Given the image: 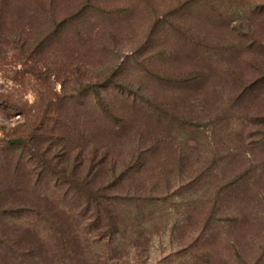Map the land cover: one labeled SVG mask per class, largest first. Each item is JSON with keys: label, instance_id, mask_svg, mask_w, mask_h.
Masks as SVG:
<instances>
[{"label": "rangeland", "instance_id": "1", "mask_svg": "<svg viewBox=\"0 0 264 264\" xmlns=\"http://www.w3.org/2000/svg\"><path fill=\"white\" fill-rule=\"evenodd\" d=\"M81 1L60 0L58 10L61 14L68 13ZM221 2L223 9L213 13L212 2L192 8L189 0H104L105 7L117 13L90 14L81 20L80 26L87 39L81 40L71 32L63 47L58 45L51 51L46 50L45 56L53 65L49 71L44 69L45 78L37 79L28 74L22 66L16 65L12 56L1 58L0 99L18 104L23 112L13 108L14 105L0 104V264H24V258L28 259L22 252L25 246H39L37 236L40 237L44 228L38 214L40 197L49 193L51 187L47 180L37 179L32 163L29 164L23 154L19 157V151L7 143L24 131L23 124L34 120L32 115L39 105H45L62 87L65 91L71 89L77 72L84 75L79 74L84 80H94L101 73L104 76L117 59L121 62L120 77L145 82L143 87L148 85L153 89L158 107L168 111L167 121L174 118L182 122L176 137L167 134L161 144L157 143L158 148L147 155L145 170L121 186L123 191L139 195L167 196L173 199L169 205H178L171 208L169 217L161 213L152 215L155 219L150 227V239L130 238L133 247L124 250L119 263L264 264V180L260 176L239 179L236 185L224 187L218 198L215 196L222 183L228 186L234 175L245 167L242 157L228 155L234 131L225 135L212 129L213 116L220 105L214 93L207 99L195 94L181 95L199 91L197 86L204 85L205 82L184 83L186 74L201 65L208 66V83H214L229 82L230 76L222 75L230 68L251 78L255 71L246 64L247 58L255 63L263 61L257 51L247 47L239 48L237 53L243 50L242 58H231L232 62L226 56L200 59L199 51L221 45L227 48L231 41L237 40L232 31L237 24L228 18L234 15H227L226 7L240 5L243 13L251 6L264 5V0ZM222 12L227 17L220 15ZM248 19L252 20L249 21L251 32L264 42V16ZM163 31L166 33L160 39ZM233 50L236 53L234 47ZM132 52L134 57H131ZM144 58H149L148 62L141 64ZM59 69L67 70L63 84L59 81L62 74H53ZM103 91L115 102L117 110L125 103L113 90L108 93L103 87ZM252 102L253 106L264 107L263 97L257 96ZM89 110L92 111L85 92L81 104L64 112L68 125L74 124L86 132ZM164 126L162 121L154 119L151 126L137 124L135 133L142 129L145 134L142 144L149 146L162 137L161 132L166 131ZM85 138L74 137L72 141L75 145L81 141L80 146ZM177 188L179 193L171 195ZM154 223L159 230H155ZM38 254L33 252L29 259L35 262Z\"/></svg>", "mask_w": 264, "mask_h": 264}, {"label": "trees", "instance_id": "2", "mask_svg": "<svg viewBox=\"0 0 264 264\" xmlns=\"http://www.w3.org/2000/svg\"><path fill=\"white\" fill-rule=\"evenodd\" d=\"M59 2L0 0V60L12 56L16 65L22 66L25 72L43 79L45 70L49 71L53 65L45 56L46 50L51 51L58 45L63 47L71 32L81 40L87 39L80 26L81 20L90 14L110 16L117 13V10L105 7L104 0H82L70 12L61 14ZM211 2L214 4L211 7L213 13L223 9L221 0H189L192 8ZM240 9L239 5L226 7L225 10L227 15H234L228 18L234 19L237 24L232 30L237 40L231 41L227 48L221 45L212 50L203 49L198 54L200 59L215 60L226 56L233 61L242 58L243 50L237 53L239 48L247 47L257 51L263 59L261 63H255L247 58L246 64L253 67L254 75L247 78L237 73L235 68H230L225 69L222 75L230 76L229 82L208 83V66L201 65L186 74L184 83L205 82L204 85L197 86L199 91L181 93L182 97L195 94L204 99L214 93L220 105L216 107L219 110L213 116L212 129L225 135L234 131L235 138L230 143L228 155L242 157L245 167L234 175L228 186L222 183L217 187V198L224 187L227 189L236 185L239 179L260 176L264 180V107L252 104L257 96L264 100V42L251 32L252 20L248 19L264 16V5L251 6L243 13ZM220 15L227 17L223 12ZM248 15L250 17H246ZM165 33L162 32L160 39ZM133 55L132 52L131 57ZM148 59L144 58L141 64ZM120 66L118 59L113 61L106 74L98 75L97 80L94 79L96 81L91 78L84 80L80 78L84 75L77 72L71 89L65 91L62 87L45 105H39L32 115L34 120L23 124L24 131L7 143V146L19 151V157L23 154L29 164L32 163L37 179L51 184L50 192L40 197L38 214L44 228L40 237L37 236L39 246H25L22 252L28 259L24 258V264H120L124 250L133 247L130 238L150 239V227L155 219L152 215L161 213L169 217L171 208L178 205H169L173 199L167 196H144L121 188L125 181L145 170L147 155L158 148L157 143L161 144L167 134L176 137L182 122H176L174 118L167 121L169 113L165 108L158 107L153 89L148 85L144 88L143 81L133 82L120 77ZM59 70L53 71V74H62L59 81L62 80L63 84L67 70ZM144 70L149 71L146 67ZM166 76L169 79V75ZM103 87L108 93L113 90L115 94H120L125 103L119 110L115 102L105 96ZM85 92L93 111L89 110L91 114L86 132L74 124L69 126L64 114L82 103ZM177 96L180 97L179 94ZM0 104L5 107L14 105L17 111L22 110L14 102L0 99ZM84 104L87 106L86 101ZM181 113L184 115V111ZM154 119L162 121L166 131L161 132L162 137L155 141L156 144H142L145 134L142 129L135 133L136 126H151ZM74 137L85 140L82 145L79 146L81 141L75 145L72 141ZM185 138L191 140L190 137ZM178 193L177 188L171 195ZM154 226L155 230L160 229L155 223ZM129 239L130 246L127 247ZM33 252L40 253L35 262L29 259Z\"/></svg>", "mask_w": 264, "mask_h": 264}]
</instances>
